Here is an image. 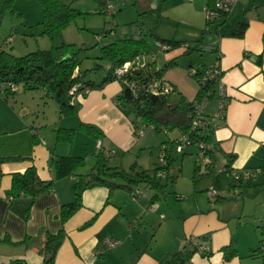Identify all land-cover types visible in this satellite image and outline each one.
I'll return each mask as SVG.
<instances>
[{
    "label": "crops",
    "instance_id": "crops-1",
    "mask_svg": "<svg viewBox=\"0 0 264 264\" xmlns=\"http://www.w3.org/2000/svg\"><path fill=\"white\" fill-rule=\"evenodd\" d=\"M105 1H101L104 8ZM112 2L117 7L130 4L129 11L135 18L141 12H151L146 22L152 24L155 34L181 43L167 52L156 53L155 59L157 62L158 54L165 63L176 58L175 67L162 80L189 101L197 86L187 94L181 89L184 78L188 79L187 70L180 65L181 58L191 54H183L186 48L182 44L201 39L203 45L214 47L208 64L203 66H217L221 72L218 85L226 98L225 117L217 121L213 131L220 149L214 154L221 172L217 199L202 196L194 189L177 205L171 197L151 203L154 192L144 185L136 187V197L124 188H84V175L93 167L98 150L97 141L79 128L80 123L93 124L101 130L102 148L113 150L109 166L128 170L123 167L124 160L141 155L145 148L139 138L135 139L130 118L115 101L121 89L118 81L77 97L74 116H61L53 100L54 113L57 110L58 115L51 120L46 101L30 106L26 92L18 94L16 90L0 97V157L17 158L0 164V264H44L39 250L45 235L61 227L65 237L52 264H165L185 239L194 237H206L210 254L204 257L194 253L190 264H264V253L258 250L264 244V0H239L225 17L215 20L222 35L201 34L206 24L204 8L212 0ZM243 19L247 21L243 36H228ZM46 97L53 99L47 93ZM216 109L214 97L206 102L204 115L212 119ZM60 127L75 130L71 142L57 140ZM229 155L232 158L227 168ZM58 156L81 157L85 165L74 175L56 180L51 191L32 203L25 197L10 201L13 173L33 166L41 180H50L54 176L51 160ZM90 159L93 161L88 167ZM111 159L117 161L110 164ZM138 166L136 169H143ZM225 168L228 174L222 172ZM233 172L252 175L236 178ZM170 173L174 175L171 170ZM208 181L211 188L212 181ZM73 185L81 191V206L61 224V205L73 201ZM168 191L180 195L175 190ZM103 239L118 243L100 253ZM230 242H234L237 254L225 260L221 248Z\"/></svg>",
    "mask_w": 264,
    "mask_h": 264
},
{
    "label": "trees",
    "instance_id": "trees-1",
    "mask_svg": "<svg viewBox=\"0 0 264 264\" xmlns=\"http://www.w3.org/2000/svg\"><path fill=\"white\" fill-rule=\"evenodd\" d=\"M35 1L41 9L42 34L51 38L55 34L61 35L72 18L79 13L70 5L63 3L62 0ZM14 2L15 0H0V23H2L4 14L7 12L14 13ZM150 14L151 12L148 11L137 14V19L127 24L128 33L124 37H116L112 42L99 48V54L94 59L103 61L108 66L105 75L99 81L85 80L84 75L88 70L81 71L80 69L81 59L79 58V53L82 48H78L74 44L61 43L60 45H52L49 49L36 50L20 57L14 56L12 53L0 48V82L22 83L23 89L30 91L46 88V93L57 104L59 114L63 117H68L77 113L78 105L72 101L73 94H71V91L73 87H76V94L79 93L84 96L86 94L85 91L101 89L111 81H118L121 89L115 97V101L122 112L130 118L133 132L135 133L137 130L145 132L150 127L156 132L162 131L166 133L167 141H163L160 145V147L165 146L163 150L165 164H159L155 167L152 174L144 169H136L135 165H132L128 170H124L119 167L109 166L108 158L103 157L102 153L98 151L95 155L96 160L93 167L84 175V188L95 185H104L109 190L124 188L136 197L134 193V191H138L136 187L144 185L154 192L151 197V203L167 197L181 200L183 198L181 195L168 191V182L171 184L175 182L174 175L170 173L171 149L176 147L177 137L185 136L188 141L186 147H193L198 150L199 143L204 145L202 151L207 161L195 165L193 181L196 183L202 178L210 179L212 181L211 188L217 192V195L213 198H216L218 196L221 172L220 169H217L214 158V154L220 152L218 143L213 137L215 126L208 123L204 110L202 113V124L194 125V123L197 118L196 107L202 99L206 98L208 101L217 97L216 92L221 77L220 71L219 74L213 75V77H207L204 83L199 82L208 70H218L217 66H202L197 69L189 67L195 70L194 74L189 75L197 85V91L191 101L187 100L182 94L177 101H171L170 97L176 91L171 84H168L171 87V91L161 92V85L166 84L162 80L165 71L175 67L176 58L170 59L164 66L159 67L156 64V52H152L154 57L151 61L139 66L132 65L122 77H117L114 73V70L121 67L125 62H132L139 55L150 53L149 44L143 37L145 26L138 23L139 20L146 21L147 16ZM227 14L222 15L221 18ZM111 15H113V12ZM147 23L149 25L148 33L151 36H155L156 42L167 44L169 50L181 45L180 42L159 38L154 32L152 24L150 22ZM206 24L202 30V35L205 33L222 35L219 33L220 24H215V21L208 24V26ZM246 26L247 21L243 19L227 35L240 38L243 36ZM7 43L4 41L5 45ZM182 46L186 48L183 54L193 52L211 53L214 51V47L203 45L201 39L190 44H182ZM79 128L96 141L102 137L101 130L93 124L80 123ZM170 131H176L178 136L170 139ZM74 132V129L60 127L56 131V138L58 141L71 142ZM185 148L179 153L184 154ZM228 158L229 160L225 166L227 168L230 166L232 155H229ZM10 159L14 160L17 158L0 157V164ZM51 165L54 176L47 181L41 180L37 176L33 166L27 167L22 173H13L11 176L10 196L13 199L25 197L32 203L39 195L51 191L56 180L74 175L78 169L84 167L85 161L81 157L58 156L51 160ZM201 166L203 170H200ZM159 171L164 172L162 177L165 178L164 183L160 182V177L157 176ZM222 172H227L226 174H228V169L225 168ZM72 188L74 191L73 201L61 205L59 214L61 224L81 206V191L76 185H73ZM64 237L65 232L62 227L54 233H46L43 247L39 250L43 255L44 264L53 263L54 255ZM203 243L208 247L206 237L187 238L183 246L169 256L165 264H190L189 260L194 253L204 257L208 256L210 254L209 247L206 252L199 253V246ZM262 246L258 250L264 253ZM221 252L225 260L234 257L237 254L234 242L223 246Z\"/></svg>",
    "mask_w": 264,
    "mask_h": 264
},
{
    "label": "rangeland",
    "instance_id": "rangeland-1",
    "mask_svg": "<svg viewBox=\"0 0 264 264\" xmlns=\"http://www.w3.org/2000/svg\"><path fill=\"white\" fill-rule=\"evenodd\" d=\"M63 3L70 5L77 10V13L71 20V22L62 31L61 35L55 34L51 37L42 34L41 24V9L35 0H15L13 4L14 13L7 12L4 14L2 23H0V48L4 51L12 53L14 56L20 57L27 53L36 50L49 49L52 45H60L61 43L74 44L78 48H82L79 53L81 59L80 69L81 71L88 70L84 78L85 80L99 81L106 72V63L94 59L98 56L99 48L102 45H106L112 42L116 37H124L127 31V24L135 21L137 18L131 11V5L126 4L122 7H117L115 4L113 7V15L105 12L104 5L101 4L102 0H62ZM130 8V9H129ZM19 12L23 14L20 15ZM140 23V20L138 21ZM110 29H113L110 31ZM108 31V32H107ZM144 38L147 40L150 53L141 54L138 56V62L143 64L146 61L152 59V52L156 51V39L155 36H151L148 33V28L143 30ZM4 41L8 42L6 45ZM159 56V57H158ZM211 53H197L186 54L181 58V64L183 68L187 70L188 79H185V83H182L181 89H184L185 93H189L196 88V82L189 75V65L197 69L203 65L208 64ZM157 63L159 67L165 65V62L161 60V56L157 55ZM169 70V69H168ZM166 70L165 73L168 71ZM166 74H170L169 72ZM175 75H178V71H174ZM196 85V86H195ZM37 91H28L23 89L22 83L17 84V93L26 92V101L30 106H34L40 101L47 102L50 109V120L54 119L58 115V111L54 113L56 105L51 98L46 97L45 88H39ZM181 93L176 90L172 93L170 100L175 102L179 99ZM53 109V111H51ZM176 131H170L169 137L173 139L176 135ZM167 135L164 132H156L153 129L146 130L142 136L139 137L140 143H143V153L135 156L132 160H124L123 167L125 169L130 168L133 163L139 168L146 169L150 174L158 166V149L163 141H167ZM198 150L193 147H186L184 154L178 153L175 148L171 149L170 170L174 174L175 182L171 184L168 182V189L175 190L177 193L183 196L182 199L187 198L188 195L194 192V189L198 191L202 196H206V190L210 187L207 178H202L196 183L193 181V169L195 165L200 164V158L197 155ZM126 157V156H125ZM93 160L90 159L88 163ZM117 160H110L111 163H115ZM131 161V162H130ZM203 167L201 166L200 170ZM160 182H165V178H160ZM196 187V188H195ZM174 200L175 204H179L180 200ZM181 199V200H182ZM174 214L179 216L178 210L173 208ZM186 241V239H185ZM184 241V242H185Z\"/></svg>",
    "mask_w": 264,
    "mask_h": 264
},
{
    "label": "built area",
    "instance_id": "built-area-1",
    "mask_svg": "<svg viewBox=\"0 0 264 264\" xmlns=\"http://www.w3.org/2000/svg\"><path fill=\"white\" fill-rule=\"evenodd\" d=\"M239 2V0H212L211 4L205 6L204 8V16H205V22L207 23L206 26H208V24L213 23L215 20L221 18L222 15L229 13L230 10ZM114 4L112 2V0H106L105 1V12L107 14H112V10H113ZM156 53H162V52H166L167 50H169V46L167 44H162L160 42H156ZM154 57V55H153ZM152 57V58H153ZM139 66V65H143L141 63L138 62V59H135L132 62H125L121 67L117 68L114 70V73L117 77H122L123 74L125 72H127V70H129V68L131 66ZM195 70L194 69H190L189 70V74H194ZM219 74V70L217 69H210L206 72V75L202 76V78L200 79V83H204V81L206 80L207 77H213V75H217ZM156 86V84H155ZM161 92L162 93H166L171 91V87L168 84H163L161 85ZM17 90V84L11 83V82H7V83H2L0 82V97L4 98L7 97L8 95L15 93V91ZM76 92V87L72 88L71 94H73L72 96V101L74 102L75 99L77 97H81L82 95L79 93H75ZM87 91H85L86 93ZM155 92V91H154ZM75 94V95H74ZM155 94H157V92H155ZM216 96H217V109H216V114L213 116L212 119L207 118L208 123L214 125L215 127L217 126V121L223 120L225 117V108H226V98L223 92V89L221 87V85H218L217 88V92H216ZM207 102L206 98H203L202 101L200 102V104L196 107V114H197V118L195 120L194 125H200L202 124V113L204 110V106ZM151 128L148 127L147 130H150ZM144 132L142 130H137L135 133L133 132V135L135 137V139H138L140 136H142ZM188 145V141L187 138L185 136H179L177 137V144H176V151L179 153L181 152L186 146ZM165 146H161L159 149V163L160 165H164L165 164V160H164V150ZM204 145L202 143H199V149H198V153L197 155L200 158V162L204 163L207 161V158L203 155V149ZM96 148L98 151H100L103 155V157L109 158L113 155V150H107V149H103L101 146V141L97 140L96 142ZM235 174L236 178H240L241 176L243 178H250V176L252 175V173H243V174H237L236 172H233ZM157 176L159 177H163L164 176V172L163 171H159L157 172ZM135 194H138V191H134ZM207 196L210 198H213L217 195V192L212 189L209 188L207 190ZM10 201L13 199L11 196H9ZM188 242V240H187ZM118 242L115 240H111V239H103L102 241V248L99 250L100 253H103L105 249L111 248L113 246H115ZM262 249H264V246H262ZM208 250V247L205 243H203L202 245L199 246V253H203L206 252Z\"/></svg>",
    "mask_w": 264,
    "mask_h": 264
},
{
    "label": "water",
    "instance_id": "water-1",
    "mask_svg": "<svg viewBox=\"0 0 264 264\" xmlns=\"http://www.w3.org/2000/svg\"><path fill=\"white\" fill-rule=\"evenodd\" d=\"M141 24H143L146 28H149V25L146 21H140Z\"/></svg>",
    "mask_w": 264,
    "mask_h": 264
}]
</instances>
